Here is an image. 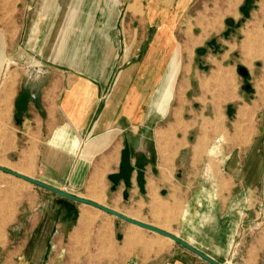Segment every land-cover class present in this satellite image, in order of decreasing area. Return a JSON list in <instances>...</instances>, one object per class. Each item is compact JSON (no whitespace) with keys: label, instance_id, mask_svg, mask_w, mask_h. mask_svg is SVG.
I'll return each instance as SVG.
<instances>
[{"label":"crops","instance_id":"crops-1","mask_svg":"<svg viewBox=\"0 0 264 264\" xmlns=\"http://www.w3.org/2000/svg\"><path fill=\"white\" fill-rule=\"evenodd\" d=\"M168 1L152 2L168 11ZM58 3L74 5L47 15L53 22L27 34L24 50L11 46L15 84L6 82L2 94L10 95V103L0 113L8 122L0 136V165L76 196L91 188L85 199L106 201L104 206L172 233L220 264H229L230 239L241 224L232 264H264V221H254L260 204L243 207L235 199L206 208L209 192L183 182L209 176L210 146L202 140L209 100L231 97L237 126L233 148L217 157L222 178L239 195L264 198V66L256 72L243 64L264 61L257 45H249L255 31L264 34V0L246 5L226 35L208 41L202 58L188 63L179 62L166 14L146 51L145 12H134L135 0ZM148 23L151 28L155 22ZM14 49L24 51L21 59ZM241 65L246 76L238 75ZM23 66L26 71L19 72ZM225 73L238 76L232 95L214 91ZM207 84L213 87L206 90ZM17 163L23 166L12 168ZM4 176L28 184L0 171V264H209L91 206L31 184L22 191L2 186ZM173 195H191L190 209L202 206L198 230L183 225ZM204 210L217 213L206 216ZM162 240L170 243L164 250Z\"/></svg>","mask_w":264,"mask_h":264},{"label":"rangeland","instance_id":"rangeland-1","mask_svg":"<svg viewBox=\"0 0 264 264\" xmlns=\"http://www.w3.org/2000/svg\"><path fill=\"white\" fill-rule=\"evenodd\" d=\"M24 0L21 2H15V0H0V60L2 61L0 65V113L10 103V95H3L4 88L6 86V82L9 83L12 87L15 84V72L11 73V70H15V68L11 67V46L18 45L20 49L26 47V35L31 34L33 29L37 33L40 32V27L42 23L47 24L48 22H53L51 19H46L47 15H52V12L62 11L64 9L70 10V7H73L74 4L70 3H62L59 4V0ZM58 1V2H57ZM64 1V0H63ZM132 1V0H129ZM153 0H135V5L133 6L135 13L145 12L144 19L146 23V45L148 50L151 41L153 40L154 34L159 30L161 26L164 25L166 19L169 22L170 33L173 38V43L179 47V62L180 63H188L189 60L193 59L198 61L202 57L198 54H203L199 51L208 50L207 42L211 39H214L215 42L218 39H222L226 35V31L230 29V22H234L238 13L244 10V7L250 6L254 7V2H259V0H190L185 6H181V0H169L167 2L166 10H161L159 7L155 6L152 2ZM141 4V5H140ZM150 5V6H149ZM256 8V6H255ZM153 11H159L161 15L155 14ZM158 12V13H159ZM154 13V14H153ZM166 14V19L163 17ZM51 20V21H50ZM143 23V20L141 19ZM148 22H155L153 27H149ZM137 24V21L134 25ZM133 24L131 27L133 28ZM145 26L144 24H142ZM154 29V32H153ZM255 34L252 36L253 41L249 44L252 46L257 45L258 52L260 53L259 58L264 57V34L261 35L260 31H255ZM152 34V35H151ZM206 39H208L206 41ZM206 41V42H205ZM245 41H240L239 45H243ZM248 45V46H249ZM18 49V53L16 54V50L14 49L13 56L19 57L24 55V51ZM217 52V50L215 51ZM24 61V57L22 58ZM246 65H250V70H256V72H260L264 66V61L259 60L257 63H243ZM253 65L255 69L253 68ZM240 68H245L244 65H241ZM239 68V69H240ZM31 70V69H29ZM26 71L25 66L19 67V72ZM240 72V71H239ZM238 72V75H242ZM12 75V76H11ZM237 75H231L229 73H225L223 75H219L217 79H221L223 84L218 83L214 91L217 92H226L225 94L232 95L237 89ZM248 83V82H245ZM250 85V83H248ZM252 85V84H251ZM178 86V85H177ZM176 86V88H177ZM213 87V85L208 84L204 86L206 90ZM243 87V86H242ZM175 94V93H174ZM220 95V94H219ZM211 105V115L209 120H205L203 127V142L209 143L210 146V155L209 160L210 164L207 166L209 171V176L204 180H184L183 182H187L191 184L194 188L193 190H201L204 188L207 192H209V196L205 197L204 204H208L206 208H220V205H230L235 199H238L240 202V206H245L249 203H254L255 201L260 204L258 208V215L254 219V221L260 222L264 221V198L261 200L258 197L253 196V200L250 197L245 195H239V188L235 187L234 183L229 180L227 177L222 178L223 170L221 168V162L217 158L223 154V152H229L233 148L234 141L231 139L233 135V128L237 126L234 124V116L232 112L234 111L233 107L236 106V100H233L231 97H214L209 100ZM206 102V101H203ZM175 103V99H174ZM172 103L167 105V109L171 111ZM229 105L230 112L224 114L225 106ZM3 109V110H1ZM215 113V114H214ZM3 115H0V136L6 132L8 128V122L3 120ZM196 118V117H195ZM201 119V117L199 118ZM199 124L201 120L198 121ZM254 123H257V119H254ZM196 124V119H195ZM201 129V128H200ZM195 131H198V127L194 128ZM196 133V132H194ZM218 159V160H217ZM16 166V167H15ZM23 164L17 163L12 168H21ZM260 166V165H259ZM262 169V165L260 170ZM2 186H11L16 188L19 191H22L28 186L21 181L14 180L9 177L1 178ZM104 184V182H103ZM103 184L102 187H103ZM93 190L91 188H87L79 192L81 197H88L89 194ZM174 196V195H173ZM172 196L173 201L171 203L177 207L178 216H182L183 225H188V227H192L194 230H198L197 226L199 225V219L201 218V207L195 204L193 205V209H190L187 204L191 195L184 197L185 199H180V197ZM181 201V202H179ZM201 203V202H200ZM105 201L103 205H106ZM212 205V206H211ZM173 212L172 214H177ZM212 212V211H211ZM204 213L207 215H216L215 213H208L204 210ZM175 215L169 216L172 220ZM210 218V217H209ZM244 219V216L242 217ZM241 219V221H242ZM176 222V221H175ZM257 225V224H252ZM244 227L241 224H237L234 229V233L230 239L229 243V264L235 263L236 260L231 259V255L235 251V246L237 245V241L241 237V232ZM257 230V227L254 229ZM2 233H4V228L2 229ZM170 243L167 240H162L161 247L162 249H166ZM241 253L237 250L236 255ZM236 257V256H235ZM16 262V261H15ZM1 264H9V261L2 259ZM15 264V263H13ZM16 264H26L24 261H21Z\"/></svg>","mask_w":264,"mask_h":264},{"label":"water","instance_id":"water-1","mask_svg":"<svg viewBox=\"0 0 264 264\" xmlns=\"http://www.w3.org/2000/svg\"><path fill=\"white\" fill-rule=\"evenodd\" d=\"M240 73L243 75V76H246L248 74V71L247 69L245 68H240L239 69ZM0 171L2 173H5L7 175H10V176H13L17 179H20L28 184H31L35 187H39L41 189H45L55 195H57L58 197L62 198V199H67V200H70V201H73V202H76V203H79V204H83V205H88V206H91L99 211H102L103 213L105 214H108L110 216H113L121 221H124V222H127L129 224H132L136 227H139L141 229H144L146 231H149V232H152L154 234H157L159 236H162L164 238H167L171 241H173L174 243L182 246L183 248L187 249L188 251L194 253L195 255H197L198 257H200L201 259H203L204 261L208 262L209 264H220L218 263L217 261H215L214 259L210 258L209 256H207L206 254L202 253L201 251L195 249L194 247H192L190 244H188L186 241L182 240L181 238H179L178 236L172 234V233H169L167 231H164L158 227H155L154 225L152 224H149V223H144L142 221H138V220H135L129 216H127L126 214L124 213H121L119 211H116L112 208H109L107 206H104V205H101V204H98V203H95L91 200H88V199H85L83 197H80V196H76V195H73L67 191H64V190H60L56 187H53L49 184H46L42 181H39V180H36V179H33V178H30V177H27L25 175H22L16 171H13L11 169H8L6 167H3L0 165Z\"/></svg>","mask_w":264,"mask_h":264},{"label":"bare ground","instance_id":"bare-ground-1","mask_svg":"<svg viewBox=\"0 0 264 264\" xmlns=\"http://www.w3.org/2000/svg\"><path fill=\"white\" fill-rule=\"evenodd\" d=\"M171 241V240H170Z\"/></svg>","mask_w":264,"mask_h":264}]
</instances>
